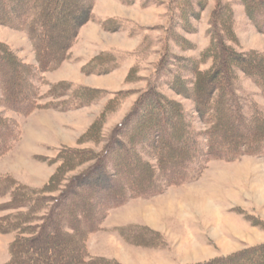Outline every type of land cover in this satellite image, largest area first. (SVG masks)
<instances>
[{"label":"rangeland","instance_id":"1","mask_svg":"<svg viewBox=\"0 0 264 264\" xmlns=\"http://www.w3.org/2000/svg\"><path fill=\"white\" fill-rule=\"evenodd\" d=\"M88 1L91 7L88 25L82 34L80 28L86 23L79 27L65 54L63 62L66 64L61 68V62L53 70L36 72L33 80L38 96L44 95L51 84L60 81L51 82L53 76L60 79L72 77L78 65L88 62L95 45L92 41H82L86 32L88 36L93 33L92 39L98 35L104 45L115 43L131 48L108 47L100 52L106 54L102 59L104 67L114 65L109 72L102 74L108 75L104 81L113 79V89L84 84L88 80H65L70 83L69 93L80 86L97 89L88 105L71 109H63L61 105L58 108H38L28 115L0 106L1 115L13 122L15 134L0 153V185H7V192L0 197V264L9 261L10 244L22 236L15 226H22L23 219L35 213L42 214L49 207L48 199L38 210L32 211L31 204L36 198L57 195L72 177L91 167L111 138L115 126L122 122L149 86L154 84L162 97L179 105L190 130L202 132L207 127L199 118L193 99L185 95L192 93L195 81L189 70L190 63L185 62L191 61L199 70L208 71L213 63L218 64L220 57H225L219 52L215 59L209 51L215 31L224 37L223 41L231 50L253 51L264 60V33L255 28L242 0ZM95 3L98 9L105 4L112 5L109 11L117 13L116 16L105 18L95 13ZM215 18L219 20L217 26H214ZM105 20L108 29L102 25ZM96 25L99 29L93 30ZM220 26L230 28L235 41H227ZM67 30L66 22L57 34L64 36ZM0 42L6 44L22 63L32 67L37 65L31 42L23 30L0 23ZM50 46L56 53L59 51V43ZM184 64L188 70L183 68ZM59 67L55 75L48 74ZM162 70L176 72V80L185 94L169 86L166 81L171 80L169 76L160 75L158 83L155 77ZM232 70V83L241 101L255 102L264 113L259 88L240 69L232 67ZM80 72L84 74L81 66ZM112 73L118 77L109 78ZM121 75H124L122 82L119 81ZM48 100L49 97L43 96L38 102ZM69 101L67 105L72 106L73 102ZM99 116L102 121L100 129L86 137L85 133ZM0 136L1 144L2 134ZM205 141L200 138L199 145L203 147ZM71 149L85 152V156L80 157L77 153L69 158L67 153ZM146 159L155 165L151 156ZM56 174L60 179L47 186ZM15 192L26 200L25 205H10ZM96 219L97 229L86 236L85 250L87 257L106 262L194 264L264 243V149L259 155H244L235 160H203L199 172L190 181L165 186L148 197L128 198L119 207H105ZM134 235H141L144 243L149 241V244H143V240L139 244Z\"/></svg>","mask_w":264,"mask_h":264},{"label":"trees","instance_id":"2","mask_svg":"<svg viewBox=\"0 0 264 264\" xmlns=\"http://www.w3.org/2000/svg\"><path fill=\"white\" fill-rule=\"evenodd\" d=\"M242 3L255 28L264 33L263 0H242ZM90 8L88 0H0V23L27 34L37 62L33 67L22 63L6 44L0 42V106L28 115L38 108H58L61 105L63 109H71L90 103L96 88L80 86L69 93L70 83L60 80L51 84L44 95L38 96L33 80L37 71L53 70L66 59L65 54L79 27L89 20ZM214 20V26H217L219 20ZM66 22L68 30L64 31V36H59L57 32ZM102 25L106 29L109 27L107 20L102 21ZM221 30L227 41H235L230 28L221 27ZM214 35L209 51L215 59L219 52L225 57H220L218 64L213 63L208 71L199 70L191 61L185 62L190 63V69L185 64L183 68L195 76L191 94H185L179 86L176 72L162 70L155 77L160 84V75L169 76L171 80L166 81L174 91L191 97L199 118L207 127L202 132L190 130L179 105L162 97L154 84L149 86L122 122L115 126L108 143L97 154V161L72 177L57 195L38 197L31 204L34 211L48 199L50 201L44 213L32 214V217L23 219L22 226H15L22 236L10 244L11 257L5 264H120L114 260L106 262L87 257L85 239L97 229L96 216L103 208L119 207L128 198L148 197L165 186L190 181L199 172L203 160H235L263 152V109L255 102L241 101L232 83V67L251 78L264 100V60L253 51L231 50L221 34L215 31ZM51 43H59L57 53ZM103 55L105 52L92 57L82 66V71L98 75L109 72L114 65L104 67ZM43 96L50 100L38 102ZM60 98L61 101H56ZM69 99L72 106L67 105ZM100 116L85 133L86 137L100 129ZM6 118L0 113L3 139L0 153L15 136L13 122ZM200 138L206 139L203 147L199 145ZM77 153L80 157L85 156V152L71 149L67 157L77 156ZM149 156L155 160L154 166L146 159ZM51 178L47 186L58 181L60 175ZM5 192L7 185H0V197ZM10 203L18 207L25 205L26 200L15 192ZM135 238L139 244H149V241L144 243L141 235ZM194 264H264V243Z\"/></svg>","mask_w":264,"mask_h":264},{"label":"crops","instance_id":"3","mask_svg":"<svg viewBox=\"0 0 264 264\" xmlns=\"http://www.w3.org/2000/svg\"><path fill=\"white\" fill-rule=\"evenodd\" d=\"M112 5H107V4H105V5H102L99 9H98V4H96L95 3V6H94V9H95V13H97V14H99V15H102V16H104L105 18H108V17H113V16H116V14L117 13H111V11H109V10H112ZM105 12H109V13H105ZM105 15H108V16H105ZM88 25V23H86L85 25H83L81 28H80V31H79V33L80 34H82V30H83V32H84V29H85V27ZM98 25H96L95 26V28L93 29V30H97V29H99V27H97ZM93 32V31H92ZM87 33V32H86ZM85 33V36L83 37V39H82V41H84V42H88V41H92L93 42V45H95L94 46V50L92 51V53L94 54V56H96V54L98 53H100L101 51H103V50H105L106 48H108V47H114V48H117V49H123V47L124 48H131V47H128V46H121V45H119V44H115V43H112V44H105L104 45V43H102V41H101V39H99V37H97L98 35H96L95 37H94V39H92L91 37H93V33L90 35V36H88V34H86ZM80 34H78V36L80 35ZM79 38V37H78ZM88 39H90V40H88ZM93 54H90L89 55V58L87 59L88 61L92 58V57H94L93 56ZM88 57V56H87ZM66 64V62H63L62 64H61V68L64 66ZM84 65V63H82V64H80V65H78V67H77V69L75 68V72H74V74H73V76L72 77H61V79L62 80H66L67 78L69 79V80H72V81H80V79H81V81H84V80H88V82L87 81H85L84 82V84H89L90 86H92V87H97V88H104V89H106V88H111V89H113L112 87V85H111V83H113V79H110V80H108V81H104V77H108V75L107 76H105V75H102V74H100V75H98V74H82L81 72H80V66L82 67ZM60 69V67L57 69V70H55V71H53V73L51 72V73H48V74H53V75H55L54 73L56 72V71H58ZM114 73H112V75H113ZM51 75H47V77H49V76H51ZM112 75H109V78H114V79H116L118 76L116 75V74H114L113 76ZM116 75V76H115ZM81 77H84V79H82ZM123 77H124V75H121V77L119 76V81L121 80V79H123ZM60 79V77H55V76H53V79L51 80V82H55V81H58V80H61ZM94 81H96V82H98V83H94ZM118 80H117V82H119ZM120 82H122V80L120 81ZM135 249V248H134ZM127 250V249H126ZM127 264H129V263H127Z\"/></svg>","mask_w":264,"mask_h":264}]
</instances>
